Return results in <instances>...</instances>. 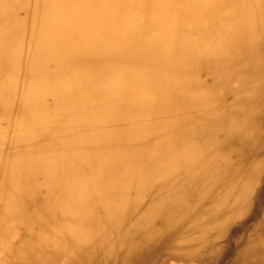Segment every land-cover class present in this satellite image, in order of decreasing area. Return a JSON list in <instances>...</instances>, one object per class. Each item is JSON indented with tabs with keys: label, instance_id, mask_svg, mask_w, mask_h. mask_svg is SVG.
<instances>
[{
	"label": "bare ground",
	"instance_id": "1",
	"mask_svg": "<svg viewBox=\"0 0 264 264\" xmlns=\"http://www.w3.org/2000/svg\"><path fill=\"white\" fill-rule=\"evenodd\" d=\"M263 41L264 0H0V264H264Z\"/></svg>",
	"mask_w": 264,
	"mask_h": 264
},
{
	"label": "rangeland",
	"instance_id": "2",
	"mask_svg": "<svg viewBox=\"0 0 264 264\" xmlns=\"http://www.w3.org/2000/svg\"><path fill=\"white\" fill-rule=\"evenodd\" d=\"M210 43H212V45L213 44H218L216 39L212 40ZM212 45L209 48L214 52V49L212 48ZM52 51H54V50H52ZM259 53H264V41H263V46L259 48ZM241 59H248V57L245 56V58H241ZM168 102H169V104L167 106L168 109L166 111V114H169V113L175 111L178 108V106H179V105H177V101H175L174 97L171 98V100H169ZM262 187L264 188V183H263V186ZM231 229H232V232H237L238 230H241V227L238 226V224H234L231 227ZM235 245L236 244H233L232 247L229 248L230 252H228V254L226 255L224 261H222L221 263L219 262L218 264H227L226 262L228 260H230L232 258V255L237 251L236 250L237 247Z\"/></svg>",
	"mask_w": 264,
	"mask_h": 264
}]
</instances>
